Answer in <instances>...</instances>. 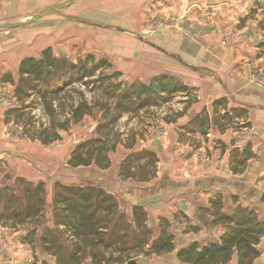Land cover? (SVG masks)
I'll list each match as a JSON object with an SVG mask.
<instances>
[{
	"label": "rangeland",
	"instance_id": "374dc122",
	"mask_svg": "<svg viewBox=\"0 0 264 264\" xmlns=\"http://www.w3.org/2000/svg\"><path fill=\"white\" fill-rule=\"evenodd\" d=\"M115 8V14H107L102 7L101 20L96 18L99 13L93 14V20L89 16L81 19L70 11L66 15L71 19L70 28L63 42L38 50L36 56H26L41 58L43 51L50 48L59 59L95 69L91 80H103L120 93L128 92L135 99L160 95L158 103L152 101L136 112L126 110L120 115L114 128L123 132L122 141L110 152L109 168L95 163L69 164L80 142L99 136L97 126L103 121V110L95 107L68 130H60L61 137L50 144L33 140L23 126L6 121L7 111L17 105L15 89L20 66L15 67L11 57L7 66L12 67L1 71L0 210L8 194L25 197V193L38 192L45 202L37 219L30 217L16 225V219L8 214L0 220V244L9 239L18 243L13 256L7 254L8 264H105L106 259L93 262L90 248L75 262L43 249L41 236L50 229L61 234L68 256L79 240L65 224L58 223L61 211L54 198L59 184L100 187L116 200L112 224L120 222L127 238L122 248H100L106 258L113 260L162 255L152 251V243L165 233L173 240L177 236L182 240L181 232L199 228L196 222L191 223L199 212L224 228L220 242L212 244H221L238 218H248L261 228L258 243L264 237V200L241 197L234 183L241 179V172L254 156L249 132L244 131L250 122L242 118L241 107L229 106L226 97L219 103H215L216 99L211 110L207 106L199 112L195 110L205 100L207 84L203 81L233 78L229 65L235 69L241 66V45L247 44L255 51L252 75L264 86L259 79V72L264 70V0H117ZM47 11L46 8L39 14L46 15ZM253 59L248 62L252 64ZM237 71L241 73V68L236 69V75ZM193 80L199 84L189 83ZM77 87L87 91L89 98L106 96L102 86L94 92L83 84ZM175 88L183 90L174 92ZM111 101L114 108L115 101ZM34 113L46 120L42 106ZM133 132L137 141L128 146ZM129 155L132 159L128 161ZM209 177L221 178L218 191L210 196L205 194L209 185L195 184L196 179ZM36 186L40 188L36 190ZM26 203L25 197L22 204ZM183 205L191 209L190 216L184 214ZM137 206L144 211L142 226L136 222ZM163 210L168 214L163 215ZM229 216L235 220L231 222ZM179 223L186 226L184 231ZM258 243L256 251L250 252L243 263V253L232 246L230 259L223 264H228L234 253L238 255L237 264H248L249 259L250 264H256ZM204 246L194 242L180 251L187 248L195 254ZM19 250L26 252L30 261L19 262ZM183 257L178 252L177 259L170 256L159 264H194Z\"/></svg>",
	"mask_w": 264,
	"mask_h": 264
},
{
	"label": "trees",
	"instance_id": "16d2710c",
	"mask_svg": "<svg viewBox=\"0 0 264 264\" xmlns=\"http://www.w3.org/2000/svg\"><path fill=\"white\" fill-rule=\"evenodd\" d=\"M19 71L20 79L15 89L17 105L7 111L6 121H14L17 125L23 126L24 132L33 140L50 144L61 137L60 130H68L73 122L92 113L95 107L103 110V121L97 126L99 136L80 142L74 148L69 159L72 166H89L95 163L101 168H109L112 165L110 152L116 149L119 141H122L123 132L114 128L120 115L126 110L136 112L152 101L158 103L160 98L158 94L155 97L141 96L135 99L128 92H118L103 80H91L95 76V69L77 67L66 59H59L53 55L50 48L43 51L41 58H24ZM78 84L85 85L92 92L97 86H102L106 96L89 98L87 91L78 89ZM180 89L175 88L174 92ZM112 99L115 101L114 108ZM223 100L225 98H219L215 103ZM40 106L47 116L46 120L34 113ZM132 135V142L128 146H133L137 141L136 134L133 132ZM131 159L132 155H129L126 160ZM39 188L40 186H36V190ZM25 197L27 203L23 205ZM25 197L8 194L3 210H0V220L8 214L16 219V225L24 223L30 217L37 219L45 204L44 198L38 192L35 195L25 193ZM54 201L61 211L58 223L65 224L79 240L75 243L74 251L68 256L61 234L55 229H50L41 236L42 246L46 252L63 255L62 259L68 257L69 262L86 256L89 248L93 262L106 259L105 264L124 263L133 258L132 256L126 261H117L110 256L106 258L104 252L100 251L101 245L106 248L113 246L122 248L127 238V233L121 232L122 227L118 224L120 222L112 224L117 203L111 194L96 186L77 187L59 184ZM135 210L137 224L144 225L142 207L137 206ZM228 219L231 222L235 220L231 216ZM250 222L248 218L243 220L238 218L221 244L206 245L195 254L192 249L186 248L179 251V256H185L186 260L193 261L194 264H223L230 259L231 247L237 246L243 253L241 261L243 263L250 252L256 251L255 244L263 234L261 228ZM145 242L144 240L139 243ZM173 248V236L166 233L152 243V251L157 254L172 251ZM247 263L250 264L251 260L249 259Z\"/></svg>",
	"mask_w": 264,
	"mask_h": 264
},
{
	"label": "crops",
	"instance_id": "0c3cea01",
	"mask_svg": "<svg viewBox=\"0 0 264 264\" xmlns=\"http://www.w3.org/2000/svg\"><path fill=\"white\" fill-rule=\"evenodd\" d=\"M116 3L117 0H0V74L3 72V68L9 69V67H12L11 65L7 66V59L13 57V64H15V67H19L24 57L28 55L36 56L39 53L38 50L62 43L64 37L68 36L71 19L70 16L66 15H69L70 11L77 14V16H82L81 19L89 16L93 20L96 18L101 20L102 7H105V11H107L103 13L112 14L116 11ZM46 8L48 10L46 15H40L39 13L45 11ZM95 13H99L96 18L94 17ZM74 19L76 20V18ZM209 51L212 52L213 50ZM254 53L255 51L249 45H241V66L237 65V68H241V73L237 71L238 75H236L237 68L235 69L234 65L231 64L229 65L231 70V73L229 70V74H232L233 78L228 77V79L231 78L230 80L203 81L207 84L205 100H202L198 104L199 106L195 107V110L199 112L206 106L207 109L211 110L213 102L222 97L228 99L229 106L241 107V111L244 112L242 118H246L247 122H250V126L244 131L249 132L248 141L252 142L254 156L248 162L245 171L241 172V179L234 180V183L239 186L237 190L239 191L238 194L241 193V197H258L263 201L264 86L252 75V70L254 71L256 65V58L253 59ZM249 59H253L252 64L248 62ZM189 83L199 84L198 80ZM195 115L196 112L193 113V116ZM241 146L244 147V144L242 143ZM220 179L218 177L200 178L195 180V184L209 185L210 189L205 194L210 196L218 191L217 187L220 184ZM177 184L182 185L183 183L178 182ZM192 207L195 206L192 205ZM182 208L186 216L191 215V209L188 211L185 205ZM164 211L161 213L167 215L168 210ZM193 220L191 223L196 222L197 225H200L199 228L187 233L181 232L180 237L182 236L183 239L180 240L179 236L176 237L174 249L162 255H153L151 264H159V262L170 256L177 259V253L180 249L194 242H198L201 247L220 242L224 228L220 224H214L211 216L199 212L196 213ZM180 223L179 228L184 231L182 229H185L186 226L184 227V223L182 225ZM16 244L18 243L12 239L0 244V255L3 256L2 259L0 258V264H8L6 261L7 254L13 256L15 249L18 248ZM257 247L260 255L256 264H264V237L257 244ZM19 255H22V258L18 260L19 262H24L23 259L30 261V257L26 252L19 250ZM237 262L238 255L234 253L228 264H237Z\"/></svg>",
	"mask_w": 264,
	"mask_h": 264
},
{
	"label": "water",
	"instance_id": "95a60500",
	"mask_svg": "<svg viewBox=\"0 0 264 264\" xmlns=\"http://www.w3.org/2000/svg\"><path fill=\"white\" fill-rule=\"evenodd\" d=\"M152 255H147V256H136L133 258H130L128 261L124 263H113V264H151V258Z\"/></svg>",
	"mask_w": 264,
	"mask_h": 264
},
{
	"label": "built area",
	"instance_id": "2783aa9c",
	"mask_svg": "<svg viewBox=\"0 0 264 264\" xmlns=\"http://www.w3.org/2000/svg\"><path fill=\"white\" fill-rule=\"evenodd\" d=\"M259 79L261 80L262 83H264V70H261L259 72Z\"/></svg>",
	"mask_w": 264,
	"mask_h": 264
}]
</instances>
